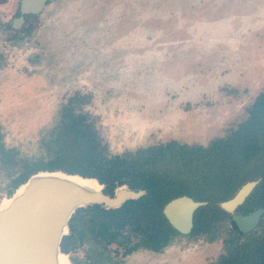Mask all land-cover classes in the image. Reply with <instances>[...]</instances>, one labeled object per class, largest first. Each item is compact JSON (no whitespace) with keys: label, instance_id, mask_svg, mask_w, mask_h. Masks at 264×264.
<instances>
[{"label":"rangeland","instance_id":"rangeland-1","mask_svg":"<svg viewBox=\"0 0 264 264\" xmlns=\"http://www.w3.org/2000/svg\"><path fill=\"white\" fill-rule=\"evenodd\" d=\"M20 1L0 0V139L22 155L38 153L75 92L93 95L86 110L121 154L207 145L264 88V0H53L31 36L10 41ZM5 186L0 174L1 196ZM217 243L189 253L214 254ZM180 246L175 261L189 254Z\"/></svg>","mask_w":264,"mask_h":264},{"label":"trees","instance_id":"trees-1","mask_svg":"<svg viewBox=\"0 0 264 264\" xmlns=\"http://www.w3.org/2000/svg\"><path fill=\"white\" fill-rule=\"evenodd\" d=\"M5 27L11 30L10 24ZM11 37L20 38L21 33H12ZM91 98L82 92L69 97L54 125L42 133L39 152L34 156L22 155L20 150L0 142V174L6 180L8 197L31 175L46 170L94 178L106 186L108 194L123 184L148 190L144 198L129 201L118 210L107 211L99 205L78 210L71 222L72 234L62 242L64 253L70 251L75 234L84 243L91 212L115 214L114 218L104 220L114 219L122 225L139 220L148 225L155 222V239L159 244L170 229L162 208L182 193L208 201L197 214L195 229L210 236L217 223L229 218L219 203L233 196L246 182L261 179L241 211L264 208V88L246 107L243 120L207 145L171 140L117 155L109 153L95 118L85 111ZM246 236L250 241L238 250V264H264V218L259 228Z\"/></svg>","mask_w":264,"mask_h":264},{"label":"water","instance_id":"water-1","mask_svg":"<svg viewBox=\"0 0 264 264\" xmlns=\"http://www.w3.org/2000/svg\"><path fill=\"white\" fill-rule=\"evenodd\" d=\"M47 1L21 0V15L13 19V27L21 28L26 15H38ZM260 181L246 182L234 197L220 204L233 214L232 221L239 232H251L264 212L260 209L246 216L234 214ZM103 189L96 179L63 171H42L31 176L0 203V264H71L61 243L69 234L70 219L78 209L93 204L115 209L143 194L121 187L115 197H110ZM205 204L182 196L170 202L164 213L176 230L189 233L194 211Z\"/></svg>","mask_w":264,"mask_h":264},{"label":"flooded vegetation","instance_id":"flooded-vegetation-1","mask_svg":"<svg viewBox=\"0 0 264 264\" xmlns=\"http://www.w3.org/2000/svg\"><path fill=\"white\" fill-rule=\"evenodd\" d=\"M52 1L53 0H48L45 8L38 15H26L25 16V22L21 24V28H18L17 26L13 27V24H12L13 19L17 18L21 15V9H20V5H19L18 16L14 17L10 22L11 23L10 24L11 30L9 32V35H7V40L12 41V40L20 39V40L24 41L27 38V36L28 37H29V35L31 36V34L34 31L33 30V26H34L33 20H37L42 15V13L45 11V9L52 3ZM20 4H21V1H20ZM26 29H29V30H26ZM15 32H20L21 37L17 38V39L12 38L11 35H12V33H15ZM0 64H1V60H0ZM75 93H73V94H75ZM84 93L90 94L92 97L91 98V101H92L93 95L91 93H88V92H84ZM73 94H70L67 96V99L62 104L61 108L68 102L69 97H71ZM88 104H91V102ZM61 108H60V110H61ZM85 111H87L86 107H85ZM51 127H49V128H51ZM49 128H47V129H49ZM44 131L45 130H43L41 132L40 139H41L42 133ZM0 136H1V132H0ZM40 139L38 141V152H39ZM0 142L4 143L3 141H1V139H0ZM182 144H184V143H182ZM4 145L6 146L5 143H4ZM155 145H158V144H155ZM149 146H151V145H149ZM6 147L7 148H16V147H8V146H6ZM146 147H148V146H146ZM16 149H18V148H16ZM108 150H109V148H108ZM133 151H135V150H133ZM121 154H123V153H121ZM112 155H117V154H112ZM25 156H29V155H25ZM32 156H34V155H32ZM55 171H59V170H55ZM40 172H42V171H40ZM37 173H39V172H37ZM33 175H31V176H33ZM258 180H261V179H258ZM6 185H7V183H6ZM101 185H103V187H104L103 193L107 196H110V197H115L116 191L118 189H120L121 187H126L127 189L141 191V192H143V194L141 196H139L138 198L128 199L119 208H115V209L105 208L99 204L88 205V206L83 207V208H87L89 206L99 205L107 211L118 210V209L122 208V206H124L127 202L132 201V200H140V199L144 198L148 193V190L146 188H131L127 184H123V185L117 186L113 190L112 194H108L105 192L106 186L104 184H101ZM238 190L235 191L233 196H231L230 198L234 197L236 195V193L238 192ZM7 191H8V189L5 186V194H4L5 198H10L15 193L14 192L10 197H8ZM252 193L247 197L246 201L234 211V214L246 216V215H249L250 213H253L257 210H260V209L264 210V208L259 207V208H256V209L250 211V212L243 213L241 211L240 208L247 202V200L250 198ZM4 196L0 195V203H1V200H3ZM182 196H189L197 202H205L206 203L205 205L200 206L199 208H197L194 211L192 228H191L189 233H182V232L176 230L173 227V225L170 223V221L168 220L167 216L164 213L166 206L170 202H172L173 200H175L179 197H182ZM230 198H228V199H230ZM228 199H226V200H228ZM223 201H225V200H223ZM223 201H221L219 203L220 208H221L220 204ZM207 205H208V201L198 200L194 196H192L188 193H182V194H180L174 198H171L169 201H167L162 208V214H163L164 218L167 220V223L170 226L169 227L170 229L167 232L166 239L164 241H161L159 244H157L158 242L155 239V235H156L155 222H150V224L148 225V224H146L145 221L139 220V221H135L133 223H128V224L122 225L123 223L117 224V222L114 219L109 220V221L104 220L105 217H113L114 218L116 216L115 214H112V215L104 214V213H97L96 214V213L91 212V213H89V215L87 217V222H86V227H85L84 243H81L79 238H77V235L75 234V236H73V240H72L71 245H70V251L68 253H65V254H67L70 257V261L72 262V264H238L237 252H238V250H240L241 248H243L244 246H246L249 243L250 238L249 237L247 238L246 235L254 232L257 228H259L260 223L262 222V220L264 218V212L262 213V216H261V219H260L258 225L251 232L242 233V232H239L237 229L234 228L235 224L232 221V215L233 214L228 213L221 208L224 212H226L229 215V218H226L225 220L221 221L220 223H217L216 224L217 227L215 229V232H213V236L212 235L210 236V235L204 234L201 231H196V229H195V227H196L195 222H196L197 214L202 207H205ZM80 209H82V208H80ZM80 209H78V210H80ZM76 212L73 214L72 218L70 219L69 234L66 235L65 237L70 236L72 234L71 222H72V219L75 216ZM229 219H231L234 226H233V224L230 223ZM74 224L76 227L78 226L77 222H75ZM64 238H63V240H64ZM63 240H62V242H63ZM204 240H206L209 243H212V242L217 240V242H218L217 243V252L214 254H211V255L200 254L197 258H195L196 255H194V252L189 253V250H198L201 247L202 241H204ZM176 245H183V246H180L178 248L179 252L185 251L186 253H189V254L185 255L184 256L185 258H182L181 261L173 260V258H172L173 254L170 255L171 251H169V250ZM82 248H83V256L81 259H79V256H77L78 251ZM61 249H62V243H61ZM229 249L231 250L230 253L228 252ZM239 264H241V263H239Z\"/></svg>","mask_w":264,"mask_h":264},{"label":"bare ground","instance_id":"bare-ground-1","mask_svg":"<svg viewBox=\"0 0 264 264\" xmlns=\"http://www.w3.org/2000/svg\"><path fill=\"white\" fill-rule=\"evenodd\" d=\"M5 201V200H4ZM71 264H72V262H71Z\"/></svg>","mask_w":264,"mask_h":264}]
</instances>
